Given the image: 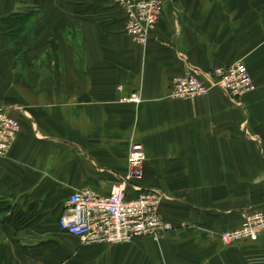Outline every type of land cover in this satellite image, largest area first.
Returning <instances> with one entry per match:
<instances>
[{"label":"crops","instance_id":"0c3cea01","mask_svg":"<svg viewBox=\"0 0 264 264\" xmlns=\"http://www.w3.org/2000/svg\"><path fill=\"white\" fill-rule=\"evenodd\" d=\"M162 2L143 46L115 0H40L19 40L0 22V107L19 123L0 157V264H264V233L219 238L242 210L264 211V85L238 100L218 87L167 97L173 77L242 53L223 10ZM19 8L0 0V19ZM133 144L144 159L131 183L163 193L158 211L172 228L81 244L58 227L64 201L78 188L107 194Z\"/></svg>","mask_w":264,"mask_h":264},{"label":"built area","instance_id":"2783aa9c","mask_svg":"<svg viewBox=\"0 0 264 264\" xmlns=\"http://www.w3.org/2000/svg\"><path fill=\"white\" fill-rule=\"evenodd\" d=\"M125 15L124 29L131 39L145 45L156 28L162 12V0H115ZM212 87L220 88L231 100H238L253 88L245 66L239 60L220 65L208 72H186L172 78L169 98L205 96ZM136 96L121 101H136ZM19 130L17 119L0 107V157H5ZM143 152L133 144L128 152V172L120 176L105 195L90 188L73 190L63 203L57 219L58 227L76 237L81 244H115L129 242L139 236L158 239L172 228L158 211L163 193L155 188H142L131 183L142 173ZM134 191L130 196L128 188ZM240 224L219 234L223 244L254 240L264 233V211L244 209Z\"/></svg>","mask_w":264,"mask_h":264},{"label":"rangeland","instance_id":"374dc122","mask_svg":"<svg viewBox=\"0 0 264 264\" xmlns=\"http://www.w3.org/2000/svg\"><path fill=\"white\" fill-rule=\"evenodd\" d=\"M199 1L208 6L209 10L218 12L223 10V13H226L225 21L229 30L239 35L242 55L236 60L242 62L252 80L253 88L250 91L258 85H264V0ZM199 1L188 0L189 4L191 2L199 4ZM23 8L19 9L23 10ZM227 9L229 10L226 11ZM183 99L192 100L193 98Z\"/></svg>","mask_w":264,"mask_h":264},{"label":"trees","instance_id":"16d2710c","mask_svg":"<svg viewBox=\"0 0 264 264\" xmlns=\"http://www.w3.org/2000/svg\"><path fill=\"white\" fill-rule=\"evenodd\" d=\"M17 3L24 7L23 10L18 9L0 19L5 29L8 30L11 40H19L23 37L25 23L31 15H35L38 12L40 0H17Z\"/></svg>","mask_w":264,"mask_h":264}]
</instances>
